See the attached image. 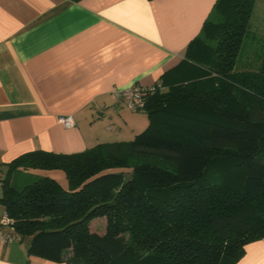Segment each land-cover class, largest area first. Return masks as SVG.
Segmentation results:
<instances>
[{
	"label": "trees",
	"instance_id": "16d2710c",
	"mask_svg": "<svg viewBox=\"0 0 264 264\" xmlns=\"http://www.w3.org/2000/svg\"><path fill=\"white\" fill-rule=\"evenodd\" d=\"M257 0H218L187 49V81L146 97L149 127L81 153H26L0 198L30 255L86 264H238L264 239V59L237 63ZM62 171L64 189L48 176ZM106 219V232L91 223Z\"/></svg>",
	"mask_w": 264,
	"mask_h": 264
},
{
	"label": "crops",
	"instance_id": "0c3cea01",
	"mask_svg": "<svg viewBox=\"0 0 264 264\" xmlns=\"http://www.w3.org/2000/svg\"><path fill=\"white\" fill-rule=\"evenodd\" d=\"M217 1L0 0V198L9 164L26 153H81L145 131L147 114L115 91L187 81V49ZM24 173L68 189L62 171ZM31 241L0 246V264H86L72 249L62 262L30 255ZM238 264H264V239Z\"/></svg>",
	"mask_w": 264,
	"mask_h": 264
},
{
	"label": "rangeland",
	"instance_id": "374dc122",
	"mask_svg": "<svg viewBox=\"0 0 264 264\" xmlns=\"http://www.w3.org/2000/svg\"><path fill=\"white\" fill-rule=\"evenodd\" d=\"M264 59V0H257L238 57V70H258ZM134 139V138H133ZM29 173L16 172L14 182L23 184ZM31 176V175H30ZM36 176V175H34ZM1 213V211H0ZM91 231L100 235L106 232V219L98 218L91 223Z\"/></svg>",
	"mask_w": 264,
	"mask_h": 264
},
{
	"label": "built area",
	"instance_id": "2783aa9c",
	"mask_svg": "<svg viewBox=\"0 0 264 264\" xmlns=\"http://www.w3.org/2000/svg\"><path fill=\"white\" fill-rule=\"evenodd\" d=\"M163 89L164 87L161 83L150 87L134 85L123 90H116L115 96L117 100L124 104L131 112L144 113L146 108V97ZM60 121L67 128L75 126L72 117L61 118ZM21 239L22 237L17 233L13 220L5 213L0 218V246H8L13 242L21 241Z\"/></svg>",
	"mask_w": 264,
	"mask_h": 264
}]
</instances>
